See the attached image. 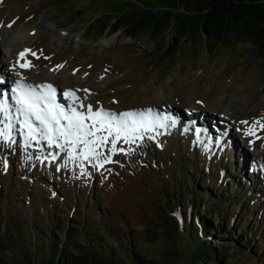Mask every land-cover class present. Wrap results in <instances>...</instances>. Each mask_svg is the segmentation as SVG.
<instances>
[{
    "label": "rangeland",
    "instance_id": "374dc122",
    "mask_svg": "<svg viewBox=\"0 0 264 264\" xmlns=\"http://www.w3.org/2000/svg\"><path fill=\"white\" fill-rule=\"evenodd\" d=\"M131 2L137 3L136 0H0V17H5L9 23L16 22L18 29H24V36L27 38V30L36 27L37 32L32 36L35 39L31 42L35 43L33 48L36 53L40 49L46 54L51 53L52 45L60 52L64 51L54 54L49 68L40 59L32 57V66L38 63L41 71H23L24 77L36 75L39 79H47L52 74L51 66L56 65L57 70V66L62 64L60 60L68 57L70 62L64 66L66 71L53 78L62 86L67 83L65 74L70 83L67 86L78 84L97 87L101 82L102 87L96 88L98 92L95 90L94 96H102L105 100L103 105H106L107 99L111 100L113 103L108 108L124 109L136 105L137 109L146 110L142 106L151 103L166 108L160 110L155 106L151 107L162 117L168 110L172 111L169 105L206 111H230L237 117L240 128L238 131L243 135L246 147L239 142L237 149H234L237 140L224 133L220 135L226 136L228 143L234 148H206V144H201L200 148L197 141H192L179 128L169 126L153 133L160 146L147 136L142 142H138L136 148L120 142L118 146L133 150L115 155L114 161L120 167L118 173L115 171L114 174H109L112 170H117L110 163L99 168L85 161L86 171L82 174L78 164L70 163L68 167H62L66 159L63 154L56 162L37 159L52 153L48 150L44 154L41 147L35 145L25 151L22 134L18 136L16 133L13 135L15 143H0V232L3 231L0 233V264H23L27 257L39 260L46 256L53 235V229L49 228L50 222L57 224L59 234L64 235L67 230L76 231L84 226L87 228V235L105 240L107 244L108 239L112 238L113 250L127 248L128 252H134L139 264H156V260L161 264H204L198 261L200 254H189L196 242L188 230L183 227L180 229L171 218L164 217V214L186 215L187 210L183 213L181 208L176 207L177 204L192 202L186 192L192 190L196 181L202 184L200 177L204 173L199 168L186 170L180 166L178 160L183 158L184 149L187 148L181 142L182 138L207 158L220 159L222 155L224 161L228 158L225 162L232 169L234 178L229 184L232 186L233 181H238L240 186L237 189L232 187L231 193L238 194V200L244 202L239 211L226 215L228 220L230 215L236 219L238 216L242 218L244 214H254L260 207L264 208V172L259 173L258 167L259 174L253 181L249 179V184L248 180L244 182L240 179L241 172L244 174L248 171L243 169L247 161L256 163L259 160L262 164L256 165H264V160L243 151L253 150L254 146H258L263 150L264 156V139L256 138L264 136V129H259L257 125L256 136L245 134L253 122L264 123V53H254L256 44L252 40L235 39L201 53L198 55L200 59L193 66L189 63L198 58L180 56L179 68L172 64V58H169L172 59L169 63L166 59L162 62L159 58L155 59L157 47L148 39L147 34L133 39L123 37L119 30L94 35H88L87 31L88 39L81 36L73 41L70 39L66 29L72 23L83 35L91 21L101 20L102 23L111 24L121 18L122 23L126 14L122 10ZM61 30L66 32L62 34ZM16 36L18 35L14 30L9 31L5 41ZM29 41L28 39L25 43ZM4 61L8 62L9 58L5 57ZM68 69L72 70L71 74L77 71L82 79L89 76L81 81L79 76L74 75V78L70 75ZM9 70L14 71L15 68ZM104 70L106 74L100 81L103 74L100 71ZM76 80L80 82L75 83ZM85 89L88 90L86 93L89 99L93 91L88 87ZM196 97L204 102L197 104L194 100ZM175 115L172 114L175 118L181 117L178 113ZM245 115L249 119H245ZM244 121L248 123H242ZM176 132L181 137L175 135ZM186 132L196 139V132L191 126ZM214 134L209 131L208 137H213ZM200 139H206L205 135H201ZM160 147L163 151L157 153L155 158ZM187 152L193 155L192 158L195 157L194 162L198 164V155L189 150ZM229 152L233 153L232 157L226 156ZM29 155L34 156L29 159ZM154 158L157 165L154 164ZM75 167L78 169L74 170ZM57 168L60 170L57 171ZM5 171L12 176L7 177L9 174H5ZM210 176L216 179V175ZM58 186L61 187L60 192H57ZM205 192L213 196L208 199V202H212L215 192ZM205 201L206 197H203L202 202ZM86 202H89L88 208ZM232 203H235V199ZM52 206L55 208L51 209ZM73 209L77 210L70 218ZM256 219V223H248L255 230V240L251 238L250 241L252 246L258 242L256 234L264 229V214L261 215L259 210ZM176 228L179 232L167 239L161 233ZM236 233L240 231L237 230ZM223 239L224 237H213L210 243L219 249L222 243L227 242ZM61 245L64 246L62 241L57 244L58 247ZM260 251L246 257L238 255L237 263L264 264V247Z\"/></svg>",
    "mask_w": 264,
    "mask_h": 264
},
{
    "label": "trees",
    "instance_id": "16d2710c",
    "mask_svg": "<svg viewBox=\"0 0 264 264\" xmlns=\"http://www.w3.org/2000/svg\"><path fill=\"white\" fill-rule=\"evenodd\" d=\"M136 1L137 3L131 2L122 10V13H126L122 23L121 18H117L111 24L97 20L89 24L85 37L89 38L86 35L87 31L88 35H94L119 30L123 37L133 39L147 34L148 39L157 47L155 59L159 58L160 62L166 59L168 63L174 59L172 64L178 67L180 56L198 58L189 63L193 66L200 59L198 55L201 53L213 47H221L235 39L252 40L256 44L254 53H264V0ZM196 184V188L193 186L195 190L193 188L187 195L192 198L195 205L194 214L199 215L200 212L202 214L199 215L198 222H194L195 218L191 211L188 215L190 220L187 224L188 233L196 242L189 254H200L198 261L204 264H239L237 263L238 255L259 253L262 250L260 246L259 249H255L254 246L248 247L245 244H249L250 238L253 237L251 229L247 227L249 218L244 216L236 220L234 227L225 226V214H221L216 204L221 203L223 207H227L231 204L230 199L216 196L213 203H204L199 200L205 195L204 188L209 191L213 189L216 195L224 197L229 196L230 190L212 183H210L211 189L205 185H199V181ZM164 217L171 218L177 225L171 215L164 214ZM49 228L53 229L48 246L49 253L39 260L27 257L23 264H139V259L134 257V252H128L127 248L113 250L112 238L108 239L107 244L105 240L87 235V228L84 226L76 231L67 230L64 235L58 233L57 224L51 222ZM199 228L202 229V236L206 237L205 239L200 240ZM236 230L240 233L237 234ZM175 232L179 230L176 228V230L169 229L167 232L161 231L166 239ZM208 235L224 237L223 241L227 240V242L222 243V246L217 249L210 243L212 237L211 240L207 239ZM216 239L219 240V238ZM61 241L64 246L58 247L57 244ZM225 244L227 246H224ZM156 264L161 263L156 260Z\"/></svg>",
    "mask_w": 264,
    "mask_h": 264
},
{
    "label": "snow or ice",
    "instance_id": "6c2138e0",
    "mask_svg": "<svg viewBox=\"0 0 264 264\" xmlns=\"http://www.w3.org/2000/svg\"><path fill=\"white\" fill-rule=\"evenodd\" d=\"M11 26L12 24L8 25V27ZM30 51L24 49L19 53V57L24 59ZM31 54L37 55L34 52ZM19 67L30 68L32 65L30 61H25L20 63ZM38 87L26 84L23 80L16 81L11 90L14 105L9 104L6 94L0 95V117L8 121L0 128V143H15L12 135L15 129L13 121H15L21 126L20 132L25 151L33 145L39 147L42 141L46 142L49 147L55 146L60 152H66L62 167H68L70 163L78 164L82 174L86 171L85 161L93 167L103 168L106 164L116 162L113 156L117 153L133 150L118 147L120 142L128 145L137 144L142 142L146 136L148 139L155 140L156 136L153 133H156L157 129L175 127L178 123V118L162 117L150 108L117 113L103 108L94 110L92 105H84L82 102L78 107L69 105L65 108L57 102V89L53 85L43 84ZM82 91L87 92L88 90ZM64 96L71 99L74 104L80 100L74 90L64 92ZM13 107L15 115L12 114ZM2 122L0 120V123ZM242 123L247 124L248 122ZM257 125L259 129H264V123L255 121L245 134L256 136ZM201 132L202 130L196 129L198 143L203 142L200 139ZM256 138L260 137L256 136ZM206 147H211V141ZM28 158L30 159L31 155ZM57 158L56 154L37 157V159L52 161ZM4 163L6 167L7 162ZM59 170L60 168H57V171Z\"/></svg>",
    "mask_w": 264,
    "mask_h": 264
},
{
    "label": "bare ground",
    "instance_id": "6f19581e",
    "mask_svg": "<svg viewBox=\"0 0 264 264\" xmlns=\"http://www.w3.org/2000/svg\"><path fill=\"white\" fill-rule=\"evenodd\" d=\"M22 37V36H21ZM27 58H28V54H26V56H25V59L27 60ZM21 62L20 61H17L16 63H15V65H19ZM8 74L10 75V76H12V77H15V79L17 78L15 75L17 74L16 72H14V71H12V70H9V72H8ZM100 79V78H99ZM80 82V80H76V82L75 83H79ZM67 89L68 90H74V91H76V94H77V96L80 98V100L79 101H77V102H75V104H74V102L71 100V99H69L68 98V100H66V101H61V104L62 105H64V106H66V108L69 106V105H74V106H79V103H83L84 105H90V103H89V101H88V93H86L85 91H82V90H84V89H80L79 88V86H78V84H75L74 86H68L67 87ZM8 102H9V104H11L12 102L8 99ZM14 105V104H13ZM151 109V108H150ZM80 110H84V109H80ZM117 113H119V112H117ZM157 113V112H156ZM12 114L13 115H15V109H14V107L12 108ZM0 120H2L3 122H8L6 119H3L2 117H0ZM13 123L15 124V126H17V127H19L18 128V130L20 129V125L18 124V123H15V121H13ZM1 124V123H0ZM2 128V127H1ZM192 128V127H191ZM196 129H198V128H192V130L193 131H195L196 132ZM209 132V131H208ZM13 134V133H12ZM16 134V132H14V135ZM220 134H224V132H222V133H220ZM16 137V136H15ZM196 137V136H195ZM195 140H197V139H195ZM202 140V139H201ZM205 139H203V141H204ZM40 147H41V152L43 153V152H45L46 150H48L49 149V146H47V143L46 142H41V144H40ZM47 147V148H46ZM51 151H52V153L53 154H56L57 156H58V158H57V160H59L61 157H60V155L61 154H63V155H65L66 156V152H60L59 151V149H57L55 146H53V147H51V149H50ZM56 162V161H55ZM262 164L261 163V161H259V160H257L256 161V163L255 164ZM264 164V163H263ZM244 168V167H243Z\"/></svg>",
    "mask_w": 264,
    "mask_h": 264
}]
</instances>
